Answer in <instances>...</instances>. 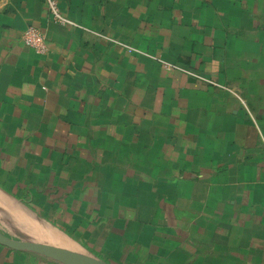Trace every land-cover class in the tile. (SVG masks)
Returning <instances> with one entry per match:
<instances>
[{"label": "crops", "instance_id": "1", "mask_svg": "<svg viewBox=\"0 0 264 264\" xmlns=\"http://www.w3.org/2000/svg\"><path fill=\"white\" fill-rule=\"evenodd\" d=\"M56 1L73 25L0 0V231L112 264H264V0ZM0 264L60 263L0 244Z\"/></svg>", "mask_w": 264, "mask_h": 264}, {"label": "water", "instance_id": "2", "mask_svg": "<svg viewBox=\"0 0 264 264\" xmlns=\"http://www.w3.org/2000/svg\"><path fill=\"white\" fill-rule=\"evenodd\" d=\"M0 244L15 251H27L50 258L60 264H108L98 258L63 247L36 242L14 240L0 231Z\"/></svg>", "mask_w": 264, "mask_h": 264}, {"label": "built area", "instance_id": "3", "mask_svg": "<svg viewBox=\"0 0 264 264\" xmlns=\"http://www.w3.org/2000/svg\"><path fill=\"white\" fill-rule=\"evenodd\" d=\"M47 5L55 22L62 25H73L72 22L63 16L56 0H47ZM22 42L40 55H47L50 51L48 36L45 32L36 27L30 26L25 30L22 35Z\"/></svg>", "mask_w": 264, "mask_h": 264}, {"label": "rangeland", "instance_id": "4", "mask_svg": "<svg viewBox=\"0 0 264 264\" xmlns=\"http://www.w3.org/2000/svg\"><path fill=\"white\" fill-rule=\"evenodd\" d=\"M168 68H169V66H168ZM74 234H76V231L74 232ZM77 237H79V236H77ZM72 239L75 242H77V244H75V249L77 251L85 253V254L92 255L94 257H98V252H97V250H95V248H93L92 246H91L92 248H89L88 246H84L81 242L78 241V239H75L74 236H72ZM81 241H82V239H81ZM105 262L108 263V264H112V262H107L106 260H105Z\"/></svg>", "mask_w": 264, "mask_h": 264}, {"label": "bare ground", "instance_id": "5", "mask_svg": "<svg viewBox=\"0 0 264 264\" xmlns=\"http://www.w3.org/2000/svg\"><path fill=\"white\" fill-rule=\"evenodd\" d=\"M61 242V241H60ZM65 245V244H64ZM70 246V245H69Z\"/></svg>", "mask_w": 264, "mask_h": 264}]
</instances>
